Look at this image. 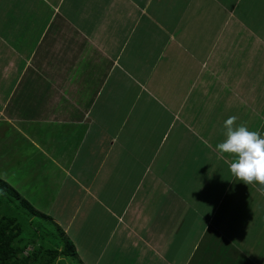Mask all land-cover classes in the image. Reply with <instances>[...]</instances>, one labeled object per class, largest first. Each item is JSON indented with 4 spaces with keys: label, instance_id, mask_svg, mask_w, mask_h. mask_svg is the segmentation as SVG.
<instances>
[{
    "label": "crops",
    "instance_id": "1",
    "mask_svg": "<svg viewBox=\"0 0 264 264\" xmlns=\"http://www.w3.org/2000/svg\"><path fill=\"white\" fill-rule=\"evenodd\" d=\"M252 7L0 0V25L12 26L0 29V138L20 161L12 174L2 152L0 170L81 264H264V186L236 180L232 154L217 150L229 117L254 115L264 134V27L244 20ZM32 100L27 112L14 105ZM241 197L262 208L245 229Z\"/></svg>",
    "mask_w": 264,
    "mask_h": 264
},
{
    "label": "rangeland",
    "instance_id": "2",
    "mask_svg": "<svg viewBox=\"0 0 264 264\" xmlns=\"http://www.w3.org/2000/svg\"><path fill=\"white\" fill-rule=\"evenodd\" d=\"M26 5H27V2L24 1V6H26ZM26 9L28 10L29 8H26ZM24 12H25V10H24ZM5 14L10 16L8 14V11H6ZM1 16L2 15L0 14V17ZM243 17H244V20H247V22L250 24L252 32L255 29H260L261 30L264 27L263 26L264 25V0H253L252 9L249 10L246 15H243ZM8 26H9V28L12 27L10 24H5V25H0V29H6ZM32 29H34V26H29V30H32ZM19 46H20V44H19ZM18 51L20 53H22V51H23L22 47H18ZM3 53L4 52H1L0 54H3ZM254 59L260 60L257 57H255ZM244 61H245V58H244ZM241 63H243V62L241 61ZM24 82L25 83L27 82L26 78L24 79ZM34 82L36 83L37 86H39V85L44 83L43 81L31 80L30 84H28L31 87V89H32V86H33ZM41 89L44 90V87L40 86L39 90H41ZM39 90H37V94L36 95L33 94L34 95L33 96L34 99L40 100L39 99L40 97H38V91ZM38 100L37 101L32 100V104L28 108L20 107V104L17 103V102H14V105L17 108H19V110H21L22 112H27V110L29 108L31 110V108L34 105H37L38 103H40V102H38ZM22 115H25V113H22ZM242 124L246 125L250 130H253L254 125L257 124L255 116L254 115H249L248 119L244 120ZM33 132L36 133V129H33ZM2 141H3V139L0 138V155H1L2 152L5 153V157H3L2 160L5 161V164L7 163V164H9L11 166L10 167L11 169H8V171H10L12 173L13 169L18 167V163H20V161L17 160V157H15V159H16L15 161L12 160V159L10 160L9 158H7V156H10L12 158L14 153H15V150H19V149H17V147H16L17 144L16 143H14V144L9 146V145H6V142L2 143ZM40 144L43 145L42 143H40ZM21 147L24 148L22 153H27V150H25V146L21 145ZM12 174H9V176H8L7 174H4L2 170H0V179L3 180V181H7L8 182V181H10V179L12 177ZM8 183L10 184V186H12L15 189L16 184H14L13 181L8 182ZM17 183L18 184H22V182H17ZM35 190H36V188H35ZM0 201H1V203H0V216L1 215L15 216L19 220V222L21 223V226L23 227V235L22 236L23 237L25 236L27 238V240L30 241L31 239H33V237H35L34 233H37V234L39 233V235L42 236V237L51 238L50 235H53L55 237V239L57 238L56 235H55V232L52 230L51 226H49L48 223L46 222V220H44L45 218L41 219L42 217L40 218V217H36V216L30 215L29 211L25 207L21 206L19 200H17L16 198L10 196L9 193L5 192L4 193V200H0ZM239 201H238V203L236 202L235 204H240V206H243V207H239V210H244V212H242L238 216V218L235 217L234 220H237V222L239 221L242 224L240 227L242 229H245L249 225V223H251V221L253 219L258 218V216H253V215L259 214L261 212L262 208H259V209H251L250 208L249 210H247L246 209V205H250V202L246 200V197H241L239 199ZM27 202L32 204V206L34 208V211H37L38 213H41V214L42 213L45 214L41 210L42 206L40 207V205H38V203L36 201H31V202L27 201ZM259 218H261V217H259ZM49 221L52 222L53 220L50 219ZM241 221H243L245 223L244 227H243V223ZM35 230H37V231H35ZM234 233L235 234L238 233V236L236 237L237 241L243 235V233H241V232H234ZM246 235H247V233H246ZM42 237H40V240L35 237L36 238L35 241H37L36 242L37 244H41V243H45V242L48 243V240L47 239L46 240H42ZM52 239H54V238H52ZM31 246L32 245H28L25 248L23 254H26L28 252V250L31 248ZM45 246H48V245H45ZM85 253H87L86 250H85ZM66 259L68 261L66 263H61V264H81L79 260H82L79 251H76V255L75 256L66 257ZM103 264H105L104 261H103Z\"/></svg>",
    "mask_w": 264,
    "mask_h": 264
},
{
    "label": "trees",
    "instance_id": "3",
    "mask_svg": "<svg viewBox=\"0 0 264 264\" xmlns=\"http://www.w3.org/2000/svg\"><path fill=\"white\" fill-rule=\"evenodd\" d=\"M19 200L21 206L25 207L30 215L42 217L46 220L52 230L55 232L56 239L53 235L42 237L39 233L34 236L40 240H48V243L37 244L35 237L30 241L23 235V227L15 216H0V264H54L60 257L75 256V248L68 236L56 224L50 222L51 217L46 214L34 211L26 199L20 197L19 193L5 181L0 179V200H4V193ZM2 198V199H1ZM11 198V197H10ZM1 203V201H0ZM43 220V221H44ZM37 229V228H36ZM37 231V230H35ZM54 238V239H52ZM32 245L26 254H23L25 248ZM48 245V246H45Z\"/></svg>",
    "mask_w": 264,
    "mask_h": 264
},
{
    "label": "clouds",
    "instance_id": "4",
    "mask_svg": "<svg viewBox=\"0 0 264 264\" xmlns=\"http://www.w3.org/2000/svg\"><path fill=\"white\" fill-rule=\"evenodd\" d=\"M235 121V116L224 121V139L217 144V150L232 154L227 163L236 180L246 185L254 182L264 185V134Z\"/></svg>",
    "mask_w": 264,
    "mask_h": 264
}]
</instances>
